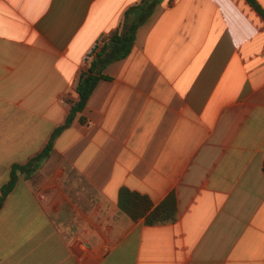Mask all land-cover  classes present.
I'll return each mask as SVG.
<instances>
[{
	"label": "crops",
	"instance_id": "obj_1",
	"mask_svg": "<svg viewBox=\"0 0 264 264\" xmlns=\"http://www.w3.org/2000/svg\"><path fill=\"white\" fill-rule=\"evenodd\" d=\"M89 69L0 209V264H264V0H0V186ZM124 188L174 222L131 220Z\"/></svg>",
	"mask_w": 264,
	"mask_h": 264
},
{
	"label": "trees",
	"instance_id": "obj_2",
	"mask_svg": "<svg viewBox=\"0 0 264 264\" xmlns=\"http://www.w3.org/2000/svg\"><path fill=\"white\" fill-rule=\"evenodd\" d=\"M137 26V23L130 24L123 33H112L101 50L96 52V55L100 56L108 45L114 43L122 49V53L119 57L122 59L126 57L133 44V35L135 34ZM93 51H95V48ZM91 74V69L86 72H81L75 87L78 99L71 102L72 108L68 116H66L67 119L65 123L52 134L43 149L30 157L24 164H13L11 166L7 182L0 186V209L2 208L7 196L15 189L19 180L32 178L41 164L49 157L53 149L54 138L58 132L68 127L74 119V116L82 112L97 80V78L92 77ZM149 200L150 199L147 196L124 188L120 190L118 205L120 210L127 214L133 221L144 218L145 223L151 226L174 222L176 218L174 200L170 198L154 209H152L153 204Z\"/></svg>",
	"mask_w": 264,
	"mask_h": 264
},
{
	"label": "built area",
	"instance_id": "obj_3",
	"mask_svg": "<svg viewBox=\"0 0 264 264\" xmlns=\"http://www.w3.org/2000/svg\"><path fill=\"white\" fill-rule=\"evenodd\" d=\"M98 50L97 47L95 48V51ZM97 52V51H96Z\"/></svg>",
	"mask_w": 264,
	"mask_h": 264
}]
</instances>
